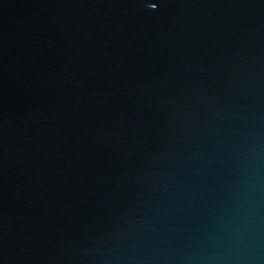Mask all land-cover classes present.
<instances>
[{
    "label": "water",
    "instance_id": "obj_1",
    "mask_svg": "<svg viewBox=\"0 0 264 264\" xmlns=\"http://www.w3.org/2000/svg\"><path fill=\"white\" fill-rule=\"evenodd\" d=\"M0 264H264V0H0Z\"/></svg>",
    "mask_w": 264,
    "mask_h": 264
}]
</instances>
